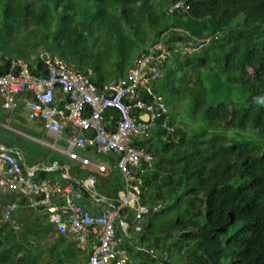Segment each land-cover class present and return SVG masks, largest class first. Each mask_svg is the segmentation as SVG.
<instances>
[{
  "label": "trees",
  "instance_id": "16d2710c",
  "mask_svg": "<svg viewBox=\"0 0 264 264\" xmlns=\"http://www.w3.org/2000/svg\"><path fill=\"white\" fill-rule=\"evenodd\" d=\"M171 1L0 0V73L26 63L44 75L43 52L100 88L162 46L158 78L134 97L156 113L133 141L152 156L132 167L147 210L137 216L136 201L120 206L126 232L116 220L118 248L126 264H264V0H184L183 12L167 14ZM0 136L18 137L6 128ZM112 168L95 191L118 205L125 179ZM9 191L0 193L15 205L9 221L0 213V264H87L95 235L87 236L89 251L60 233L43 252L37 221L16 219L24 197Z\"/></svg>",
  "mask_w": 264,
  "mask_h": 264
},
{
  "label": "built area",
  "instance_id": "2783aa9c",
  "mask_svg": "<svg viewBox=\"0 0 264 264\" xmlns=\"http://www.w3.org/2000/svg\"><path fill=\"white\" fill-rule=\"evenodd\" d=\"M174 3L184 9L187 6L182 0ZM209 38H201L195 47L184 46L182 51L193 52L204 45ZM160 49V54L155 55L154 50ZM41 60L47 64L44 75H35L29 71L27 64L22 63L19 69L14 68L0 73V95L2 107L12 111L17 106V97L25 95L23 106L26 109V117L31 120H41L48 133H56L66 121H69L76 132L66 137V146L58 147L54 143L39 139L43 144L56 147L60 152L67 154L72 159H78L81 163L91 162L87 157H82L73 148L84 149L86 144H93L98 151L114 154V161L125 179L124 189L118 194L119 204L111 202L97 214L88 211L81 204L74 203L68 196L66 205L59 214L54 207H50L49 215L53 226L59 233L76 234L80 243L87 241V236L93 234L97 242L93 243L87 264H126L123 250L118 248L114 225L119 221L120 206L137 202V216L146 212L144 205L139 204V188L134 183L137 178L132 171L133 166L142 161L149 165L152 156L142 148L133 144L134 139L145 134L156 116L153 106L146 101L135 99L137 89L147 87L151 81L159 75L158 59L167 55V51L160 45H154L148 53L133 61V64L116 82H108L102 87L96 88L83 74L58 59H53L46 53L38 54ZM13 66V65H12ZM59 89L64 95V101L59 106H54V90ZM137 107V117L130 114ZM161 112L167 109L159 105ZM108 109H113L116 114L113 126L109 127L104 121V114ZM144 116L146 118H144ZM162 125L169 130L170 127L163 122ZM6 128L9 125H4ZM93 130L91 139H87L85 130ZM93 138V139H92ZM93 142V143H92ZM0 163L5 164V170L0 169V187L25 194H35L38 202H46L50 194L60 190L58 181L42 178L32 180L23 172L17 158L0 148ZM97 169L103 170L104 165L94 163ZM95 177L89 176L84 181L85 189L93 190ZM93 184V185H92ZM92 185V187H91ZM90 191V190H89ZM34 203V204H36ZM15 208L14 203L3 206V218L9 221V217ZM11 221V220H10Z\"/></svg>",
  "mask_w": 264,
  "mask_h": 264
},
{
  "label": "crops",
  "instance_id": "0c3cea01",
  "mask_svg": "<svg viewBox=\"0 0 264 264\" xmlns=\"http://www.w3.org/2000/svg\"><path fill=\"white\" fill-rule=\"evenodd\" d=\"M24 98L25 95H19L17 97V106L13 111H9L2 107V96L0 95V128L5 129L6 127L4 125H9L6 129H9L11 133L18 136L17 139H9L6 136H0V148L6 149L18 158L21 162L23 172L32 180L37 181L46 176L44 178L51 181H58L61 185V189L52 192L48 201L38 203H36L38 197L35 194H25L21 191H9L7 195L13 196L12 194H21L24 197V202L22 201L23 204L19 206L16 212V219L19 225L29 224L34 226L37 221L39 224V234L37 235L38 243L48 247L58 236L57 234H60L51 227L48 221L49 208L54 207V211L61 214L66 205V199L70 196L73 198L74 203L81 204L88 211L93 213L99 212L100 209L108 205L110 202L108 201L109 197L106 193L104 195L96 191L91 194L89 190L85 189L84 181L89 176L95 175V180H97L100 178L99 175L109 174L111 166L113 167L112 170L119 173L120 171L115 165V162H109V155L113 154L110 152L98 151L93 144H86L84 149H78L77 147L73 148L80 156L87 157L91 162V164L87 163L84 165V163H80V160L70 158L67 154L60 152L56 147L40 142L38 138L54 143L55 146L65 147L66 137L74 134L76 129L69 121H66L62 124L59 131L53 134L48 133L45 131L41 120H31L26 117V109L23 106ZM64 98L65 95L59 89L54 90V106L61 105ZM108 110V112L111 113L106 112L104 114V121L107 126L112 127L114 118H112L111 115L115 114V111L113 109ZM144 118L146 117L144 116ZM89 131H92V133L90 134ZM92 134L93 130H85L87 139H91ZM98 162L104 165L103 170H99L93 165ZM1 164L2 163H0V167ZM87 170L89 171L86 172ZM5 190L7 189L0 187V193ZM1 199L0 197V200ZM3 203L4 200L0 201V208ZM129 207L134 208L135 204L130 203ZM64 235H69L71 239L74 238L71 232ZM79 246L81 249H84L83 251H89V243L79 244Z\"/></svg>",
  "mask_w": 264,
  "mask_h": 264
},
{
  "label": "rangeland",
  "instance_id": "374dc122",
  "mask_svg": "<svg viewBox=\"0 0 264 264\" xmlns=\"http://www.w3.org/2000/svg\"><path fill=\"white\" fill-rule=\"evenodd\" d=\"M166 11H167V14L169 13V14H173V13H181V12H183V10H182V8H180V5L179 4H177V3H170L167 7H166ZM205 43L206 42H208V41H206V40H203ZM204 43V44H205ZM159 74H160V70H159ZM159 76V75H158ZM158 76H157V78H158ZM156 78V79H157ZM88 79V78H87ZM156 79H154V80H156ZM153 80V81H154ZM152 82V81H151ZM115 114H116V112H115ZM114 114V115H115ZM184 116H185V113L183 112L182 113ZM254 128V126L252 125V123L251 122H249L247 125H246V128H245V130L246 131H251L252 129ZM227 135L228 136H231V137H235V136H238V140H241L243 137H248V134H246L245 132H240L239 134H237V133H235V132H233V131H228L227 132ZM45 147H47V146H45ZM111 154H113V153H111ZM114 155V154H113ZM115 162V161H114ZM87 164V163H86ZM115 165H116V163H115ZM117 166V165H116ZM0 168H3L4 170H5V164L4 163H2L1 164V167ZM118 168V167H117ZM119 169V168H118ZM120 171V170H119ZM94 177H95V175H94ZM95 179H96V177H95ZM96 181V180H95ZM95 181H94V188H93V190L92 189H89L90 190V192H91V194H92V192H95ZM119 194V193H118ZM0 213H1V217H2V220L3 221H8V220H5L4 218H3V213H2V208H0ZM48 221L50 222V223H52L51 222V220H50V215H49V218H48ZM12 224H13V227L14 228H16V226L14 225V221H10ZM52 228L54 229V230H56L57 231V229L52 225ZM74 236L76 237V234H74ZM76 239H77V237H76ZM77 241H78V245L79 244H82V243H80V241L77 239ZM38 246H39V248L40 249H44L43 250V252H47V249L46 248H48L47 246H45L44 244H41V243H39L38 244ZM39 249V250H40Z\"/></svg>",
  "mask_w": 264,
  "mask_h": 264
},
{
  "label": "water",
  "instance_id": "95a60500",
  "mask_svg": "<svg viewBox=\"0 0 264 264\" xmlns=\"http://www.w3.org/2000/svg\"><path fill=\"white\" fill-rule=\"evenodd\" d=\"M89 132H90V134L92 133V131H89ZM120 226H121V229H122L124 232H126V223L120 221Z\"/></svg>",
  "mask_w": 264,
  "mask_h": 264
},
{
  "label": "clouds",
  "instance_id": "9594fccd",
  "mask_svg": "<svg viewBox=\"0 0 264 264\" xmlns=\"http://www.w3.org/2000/svg\"><path fill=\"white\" fill-rule=\"evenodd\" d=\"M176 0H173V1H171L170 3H174ZM183 2H184V4H185V1L184 0H182ZM186 5V4H185ZM185 9V8H184ZM184 9H182V10H184ZM159 60V59H158ZM44 178V177H43ZM5 205V203H3V205H2V209H3V206ZM123 222V221H122ZM14 225H15V223H14Z\"/></svg>",
  "mask_w": 264,
  "mask_h": 264
}]
</instances>
